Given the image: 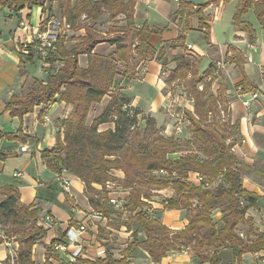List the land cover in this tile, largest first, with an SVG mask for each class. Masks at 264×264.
Returning a JSON list of instances; mask_svg holds the SVG:
<instances>
[{
    "label": "trees",
    "instance_id": "trees-1",
    "mask_svg": "<svg viewBox=\"0 0 264 264\" xmlns=\"http://www.w3.org/2000/svg\"><path fill=\"white\" fill-rule=\"evenodd\" d=\"M229 0H224L227 2ZM55 2L60 17L66 18L72 29L80 28L82 18L97 23L103 14L110 19L125 14L129 22L120 27H111L110 37L101 36L94 23L84 27L85 34L76 38L79 43L68 47L66 37L60 36L55 50L50 51L45 63L48 76L45 81L28 80L27 91L13 97L7 105L14 115L23 116L41 104L59 99L72 104L73 110L63 122L64 136L58 134L53 148L43 151L47 165L61 173L67 170L76 174L85 184V193L95 211L109 216L113 213L106 184L118 181L129 191L124 211L128 215L123 223L134 236L142 231V241H133L128 249L143 244L151 259L159 263L170 252L191 249L201 264L220 262L218 253L225 247L232 248L237 260L247 252L264 249V233L254 239L240 236L239 227L247 224L253 228V220L246 218L250 207L258 196L243 185L249 166L240 161L233 148L239 140V123L220 119L221 104L229 103L227 85L221 84L218 94L211 92L213 83L221 76L218 65L212 62L199 78V56L187 53L186 36L180 33L171 44L179 49L172 60L177 66L168 69L164 58L165 48L156 57L163 62L168 72L167 83L182 79L189 95L194 99V109L186 111L189 136L167 135L166 126L159 127L157 119L131 105V98L115 86L118 78L133 77L139 63L152 59L157 50L149 43L153 33L160 29L150 27L148 22L138 25L134 20L137 0H0V4L18 10L25 4L42 6V15H55ZM49 4V8H48ZM264 28V0H242L234 23L241 25V16L251 8ZM205 5L195 9L188 0H179L176 14L183 18L199 15L200 26L208 29L203 13ZM101 25V24H100ZM244 29L253 35V28L245 24ZM206 39L209 33H205ZM107 42L114 46L108 54L94 53L95 47ZM87 54L89 64L82 68L79 55ZM21 58L33 62L36 51L20 53ZM62 66L56 70L55 63ZM224 82V81H223ZM202 84L203 88L199 89ZM108 96L110 101L95 118L90 114L96 105ZM228 109V105L226 106ZM115 124L114 129L101 131L100 125ZM121 170L124 178L119 180L112 172ZM163 171V173H161ZM191 173L203 177L200 184L190 179ZM205 182H216L206 187ZM172 188L174 194L164 204L166 209H184L188 224L181 230L164 225L154 215L147 213L154 190ZM223 214L220 220L215 211ZM39 209L20 203V193L15 186L0 188V224L7 233L22 235L24 244L15 257L8 256L6 264H37L33 260L34 245L45 238L47 229L38 224ZM9 226L7 229L6 227ZM137 227V228H136ZM1 231V230H0ZM65 232H59L53 245L66 242ZM4 240L0 232V243ZM43 264H53L47 259ZM96 264H126L125 259L116 260L111 254Z\"/></svg>",
    "mask_w": 264,
    "mask_h": 264
},
{
    "label": "crops",
    "instance_id": "crops-1",
    "mask_svg": "<svg viewBox=\"0 0 264 264\" xmlns=\"http://www.w3.org/2000/svg\"><path fill=\"white\" fill-rule=\"evenodd\" d=\"M188 1L193 3L195 9L205 5L203 13L208 19L205 21L208 29L200 26L197 14L180 18L176 14L179 0H137L134 12L137 24L148 22L150 27L160 29L159 33H153L149 38L150 45L157 53L152 59L139 63L133 77L116 79L115 86L122 87V92L131 98L132 106L165 124L167 135L179 136L175 124L170 120V116L175 117L169 109L174 100L164 80L163 62L156 57L165 48L164 58L169 61L167 68L174 69L177 64L172 60L173 55L182 51L172 49L171 44L183 32L186 52L199 56L203 73L212 62L217 63L218 68L221 66L225 75L222 80L227 85L229 115L232 122L239 123L240 137L233 150L237 158L249 166L243 178L244 187L258 196L256 204L247 212V219L253 220L254 232L264 233V28L254 7L241 16L240 26L235 25L234 16L242 5V0H235L236 9L225 15L228 32L224 37L214 25L217 15L223 16L229 3L224 0H207L205 3ZM17 9L0 4V188L15 186L20 193L21 204L39 209V221L46 216L54 219L52 226L45 227V238L34 245L33 260L40 264L47 259L53 264H96L97 260L106 259L109 253L116 260L125 259L126 264H201L193 251L187 248L168 253L159 263L151 259L143 244L128 249L135 240L141 243L143 232L138 231V235L134 236L133 230L127 228L123 223L127 219L123 216L126 214L124 210L111 204L113 213L109 216L95 211L85 193L84 182L76 174L67 170L58 174L47 165L42 153L55 146L58 134L64 136L63 122L73 106L57 96L54 101L38 105L22 117L12 114L7 108L13 97L27 91L28 80L45 81L48 76L47 64L37 58L30 62L20 56V53H24L22 49L25 44L28 45L27 49H36L30 45L31 36L19 30V25L25 21L33 28L38 27L42 21V6L25 4ZM230 20L232 25H229ZM247 23L253 28V35L244 29ZM206 32L209 33L208 39ZM78 33L79 36L85 34L82 26ZM74 34L76 31L71 29L64 35L68 47L79 43ZM201 38L204 39L203 43L198 42ZM104 45L108 47L104 52L100 51ZM113 49L114 46L102 42L93 52L108 54ZM205 59H209V65L203 68ZM79 64L87 68L89 56L79 55ZM61 66L60 61L55 63L56 70ZM102 102L92 110L91 119L98 116L109 101L104 105ZM191 107L189 109L193 110ZM114 127L113 122H108L100 125V130ZM113 174L119 180L124 178L121 170H114ZM59 176L70 181L71 194L63 191ZM197 176L198 173H191L190 179L198 183ZM173 194L172 188L163 189L153 196L150 204L155 218L173 230H181L188 224L186 210L166 209L163 202L164 196ZM259 209L260 213L257 212ZM214 216L220 220L223 214L215 211ZM81 224L86 226L79 237L83 253L72 263L67 253L53 249V240L59 232H65L67 237L70 227ZM242 226L248 227L245 223ZM251 235L253 237L255 234ZM0 246L4 247L0 248V261H3L8 257V250L4 243H0ZM256 253L264 260V249L247 252L237 260L232 248L225 247L218 253L220 262L217 264H255Z\"/></svg>",
    "mask_w": 264,
    "mask_h": 264
},
{
    "label": "built area",
    "instance_id": "built-area-1",
    "mask_svg": "<svg viewBox=\"0 0 264 264\" xmlns=\"http://www.w3.org/2000/svg\"><path fill=\"white\" fill-rule=\"evenodd\" d=\"M72 29L71 23L63 17H57L56 15L49 16L48 13L42 15V21L40 25L36 28H33L29 23L25 21H21L19 25V30L27 33L31 36L32 40L30 41V45H34L36 49V56L40 58V60L44 63L50 51L55 50V42L58 37L64 36L65 33ZM20 39V36H19ZM27 39V38H26ZM25 48L22 49L24 53H28L29 49H27L28 45H24ZM189 48H192V45H189ZM241 89V87H239ZM254 97L256 95L254 94ZM247 104V101L245 102ZM179 114H177L178 116ZM184 119L178 116V122L174 123L176 126V131L181 133L183 128L185 127V123H183ZM234 123V122H232ZM163 173V171H161ZM60 174V173H58ZM17 175V174H15ZM198 184H200L203 180V177L198 174ZM60 186L68 194H71L70 181L67 178H63L59 176ZM216 184V182L210 183L205 182L206 187H211ZM106 190L108 193V198L110 204L114 205L117 209H124V205L127 201V196L129 191L125 189L120 182L118 181H108L106 184ZM162 190H154V193L161 192ZM172 196H164L163 202L167 203L168 199ZM150 203V201H149ZM147 213L152 215L153 208L152 206L147 208ZM247 218V214H246ZM40 225L44 228H48L53 225L54 219L51 216H46L43 221H38ZM86 230V226L81 224L79 227L72 226L69 228L67 233V241L59 242L53 245V249L59 253H67L69 256V261L74 263L77 261L78 257L83 253V245L79 243L80 235ZM1 236L4 240V244L8 249L9 256L13 257L14 247L11 238L4 232L0 231ZM240 236L242 238H247L244 232H240ZM73 245V249L71 246ZM255 264H264L263 257L256 256Z\"/></svg>",
    "mask_w": 264,
    "mask_h": 264
},
{
    "label": "rangeland",
    "instance_id": "rangeland-1",
    "mask_svg": "<svg viewBox=\"0 0 264 264\" xmlns=\"http://www.w3.org/2000/svg\"><path fill=\"white\" fill-rule=\"evenodd\" d=\"M194 2H196V3H205L207 0H193ZM229 3V4H228ZM236 3H237V1H235V0H229V1H227V9L226 10H224L223 11V16L220 14V16L218 17V15H217V17H216V19H215V28L217 29V31L222 35V36H224V37H226V34H227V32H228V28H226V26H227V21H226V19H225V15L228 13V12H234V10L236 9L235 8V6H236ZM55 4V15L57 16V17H60L59 16V13L57 12V2H55L54 3ZM48 8H49V4H48ZM134 12H135V8H134ZM134 20H135V17H134ZM136 21V20H135ZM129 22V19L126 17V15L125 14H121V15H119V16H117L116 18H113V19H110V13H105V14H103L102 16H101V18L99 19V20H97V23L95 22L94 23V21H92V20H90V19H85V18H82V20H81V23H80V26L79 27H81L82 26V28H84V27H87V26H90L91 24H93L94 23V28H96L97 30L99 29L100 31H101V33H100V35L101 36H104V37H110V36H112L113 34L112 33H110L109 32V29L111 28V27H120V26H124V25H126L127 23ZM101 24V25H100ZM229 25H232V21L230 20V24ZM73 30H75L76 31V34H74V38L76 39V38H78V37H80L79 36V28H77V29H72V31ZM78 30V31H77ZM84 31H85V28H84ZM86 32V31H85ZM70 33H73V32H70ZM72 36H73V34H72ZM203 40L204 39H200V41H198L199 43H203ZM102 47H104V48H102V50H100V51H105L106 50V48L108 47L107 45H104V46H102ZM180 51V50H179ZM182 51V50H181ZM254 53H257L256 52V50H254L253 51ZM256 61H257V57H256ZM203 68H206L208 65H209V59H205L204 61H203ZM218 65V64H217ZM220 66V65H219ZM264 68V67H263ZM168 69H170V68H168ZM263 72H264V69H263ZM202 70H201V68H200V66H199V78L201 77V75H202ZM218 73L220 74V75H222V77L220 76L214 83H213V85H212V90H211V92L212 93H214V94H218V90H219V87H220V85L221 84H223V85H225L226 83L225 82H223V80H222V78L224 77L225 78V75H224V73H223V68L220 66V68L218 69ZM167 77H168V72H165V74H164V80L166 81V79H167ZM222 80V81H221ZM167 83V82H166ZM203 88V86H202V84H200L199 85V89H202ZM167 89L169 90V94L170 95H172V97H173V100L174 101H172L171 102V105L172 106H170L169 107V109L171 110V112H172V114L175 116V117H173V116H170L172 119H170L171 121H172V123H177L178 122V116L179 117H182V119H184V121H183V123H185L184 125H185V127L189 124L188 123V120H186L187 119V117H186V111L187 110H190L189 109V107H191V108H193L194 109V99H193V97L192 96H190L189 94V91H188V89L186 88V86H185V83H184V81L182 80V79H177V80H175V81H173V82H171V83H167ZM108 101H110V97H108V96H106L104 99H103V105L104 104H106ZM228 105V109H227V106ZM227 105L226 104H221L220 105V109H221V114H220V119H227L226 117H227V112H228V110H229V103H227ZM168 114V113H167ZM177 114H179L178 116H177ZM166 120V119H165ZM158 126L159 127H162V126H165V124H161V123H159L158 122ZM185 127L183 128V131L180 133V135L182 136V137H187V136H189V133L187 132V131H185L184 129H185ZM165 133H166V131H165ZM113 173V172H112ZM122 211L124 210V209H121ZM260 209L257 211L258 213H260ZM125 211H123V213H124ZM216 212H220V213H222L220 210H217ZM118 214H122V213H118ZM122 216V215H121ZM121 216H119V217H121ZM123 216H125V217H128V215L127 214H124ZM39 221V220H38ZM39 224V223H38ZM40 225V224H39ZM9 226H7L6 227V229L8 228ZM3 228V226H2V224H0V230L1 231H4L10 238H11V240H12V242H13V247H14V252H13V257H15L16 258V255H17V252H18V250L21 248V247H23V243L21 242V239H22V235H18V234H16V233H7L4 229H2ZM137 228V227H136ZM242 231L241 232H244L245 234H246V236H247V238H244V239H251V240H253L254 239V236L252 237V235L251 234H258V233H256V232H254V228H250V227H245V228H243V226L242 225H240V227H239ZM260 233V232H259ZM0 248H4V247H2V246H0ZM7 249V248H6ZM8 250V249H7ZM256 255L257 256H259L258 255V253H256ZM8 256H9V252H8ZM5 260H7V257L5 258ZM5 260H3V261H0V264H6V262H5ZM37 263V262H36ZM44 263V262H43ZM42 263V264H43ZM10 264H15L14 263V261L13 260H11L10 261ZM37 264H40V263H37Z\"/></svg>",
    "mask_w": 264,
    "mask_h": 264
},
{
    "label": "water",
    "instance_id": "water-1",
    "mask_svg": "<svg viewBox=\"0 0 264 264\" xmlns=\"http://www.w3.org/2000/svg\"><path fill=\"white\" fill-rule=\"evenodd\" d=\"M23 150H25V149L23 148Z\"/></svg>",
    "mask_w": 264,
    "mask_h": 264
}]
</instances>
